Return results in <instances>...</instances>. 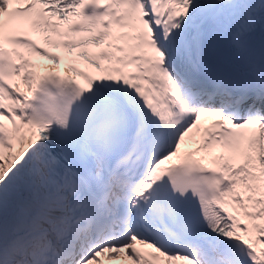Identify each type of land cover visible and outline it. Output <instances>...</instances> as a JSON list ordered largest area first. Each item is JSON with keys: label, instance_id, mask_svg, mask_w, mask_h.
I'll return each instance as SVG.
<instances>
[{"label": "snow or ice", "instance_id": "snow-or-ice-1", "mask_svg": "<svg viewBox=\"0 0 264 264\" xmlns=\"http://www.w3.org/2000/svg\"><path fill=\"white\" fill-rule=\"evenodd\" d=\"M0 264H264V0H0Z\"/></svg>", "mask_w": 264, "mask_h": 264}]
</instances>
